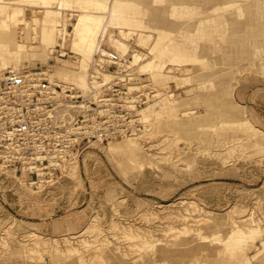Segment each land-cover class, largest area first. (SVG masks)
<instances>
[{"label": "rangeland", "instance_id": "374dc122", "mask_svg": "<svg viewBox=\"0 0 264 264\" xmlns=\"http://www.w3.org/2000/svg\"><path fill=\"white\" fill-rule=\"evenodd\" d=\"M21 1L9 8L21 21L6 20L10 33L0 26L1 39L21 46L11 54L0 43V70L49 69L55 78L65 65L82 76L69 36L55 46L35 33L45 4ZM97 1L98 14L121 26L99 30V44L116 51L108 32L127 31L130 52L162 64L137 71L128 53L117 72L121 94L140 96L134 135L93 143L40 192L0 177V264H263L264 0ZM77 14L62 10L59 23L70 29ZM89 71L98 82L107 72ZM129 73L136 79L122 85ZM113 141L135 144L109 153ZM237 222L254 233L243 244L222 241Z\"/></svg>", "mask_w": 264, "mask_h": 264}, {"label": "built area", "instance_id": "2783aa9c", "mask_svg": "<svg viewBox=\"0 0 264 264\" xmlns=\"http://www.w3.org/2000/svg\"><path fill=\"white\" fill-rule=\"evenodd\" d=\"M128 67L125 55L98 44L91 68L113 75L94 91L98 76L90 73L92 92L86 94L54 80L46 69L9 68L0 74V177L40 192L65 177V166L93 143L134 133L133 101L140 96L122 95L117 75Z\"/></svg>", "mask_w": 264, "mask_h": 264}, {"label": "bare ground", "instance_id": "6f19581e", "mask_svg": "<svg viewBox=\"0 0 264 264\" xmlns=\"http://www.w3.org/2000/svg\"><path fill=\"white\" fill-rule=\"evenodd\" d=\"M31 1H34V2L39 1V3L42 2L45 4V5L44 4L43 5L46 8L44 14L40 18L41 26H40L39 32L35 31V33L39 34V40L42 43H46L49 45L55 44V46L56 45L63 46L64 42L67 39L66 36H69L68 37L69 51L74 53V54L80 55V57L82 58L80 63L82 65H84L85 70H84V74L82 76L77 75L76 70L79 68V67L75 68L77 66L73 67L72 69L69 66L67 67L65 65L59 66L55 69V71H53L56 76H54L50 73L52 76L55 77L53 79L54 80H56V79L62 80L64 82L67 81L68 83L71 82L70 84H73L76 88H79L82 93H84L86 90L88 91V93L92 92L90 90L91 87H90V85L86 79L85 74L86 73H88V75L90 74V71L88 72V68H89V66H91V62H90V65H88V64H89V61H91L90 59L92 57H94L95 51L97 50V47L99 44L98 31L99 30L105 31V29H107L108 26L117 27V28H121V26H118L115 22L114 23L110 22L108 19H104L103 15L98 14V13H100V10L105 7V5H103L102 3H100L97 0H31ZM15 2H16V0H0V12L5 13L0 17V26L3 27L6 31H8L7 30L8 27L10 28L13 25V24L8 25L6 20H10V18H12V17L14 18V15H15V17H17L16 12L19 11V10L18 11L16 10V12H15L14 11L15 9L9 10V8H11ZM52 3L56 4L55 8L52 7V5H51ZM62 10H73V11L75 10V11L79 12V14H77L76 21L72 23L70 29L63 26L62 23L61 24L59 23L58 17L60 16V14H62ZM13 18H12V20H13ZM15 19H17V18H15ZM13 21L15 22V20H13ZM18 21H21V20H18ZM18 21H17V23H18ZM13 27L14 26H12V28ZM10 31L13 32L14 29H12ZM125 32L128 33L127 31H124V35H120L118 37V36H115L114 34H112L111 31H109L106 41L108 43H111L115 47L116 51L121 53V55H126V54L130 53L131 54L130 56H132L131 62L138 64L139 70L137 69V71L151 72L152 70H155V68L157 67L158 64H162V63H158V61H156V63H153V60H151V59L150 60L147 59L144 61V53L141 54L140 51H138V50L133 49L134 52H133V50H132V52H130L128 44L124 41L125 35H126ZM57 35H61L63 43H58L56 40H54V38ZM15 38L16 37H14V36H12V38L9 37L8 34L3 35L2 39L0 38L1 39L0 43L2 45H4V50H3L4 53L9 52L12 54V53H14L13 51L17 52L16 48H19L21 46V44ZM13 48H15V49H13ZM61 49H63V48H61ZM147 52L150 53L149 51H147ZM62 54H64V53H62ZM0 58H2L1 54H0ZM78 66L81 67V65H78ZM9 68H11V66L3 65L2 69H4V70L3 71L0 70V72L5 73ZM105 71H107V72L102 73V82H97L94 84V89H95L94 91L98 90L101 86H103L105 84V82L109 80V77H111L113 75L111 71H108V70H105ZM91 73H94V72H91ZM130 75H131V73H129V76ZM68 79H70L71 81ZM127 79H129V83H131V82H134V79H136V78H133L132 76H130ZM138 84H142V83L140 82ZM138 84H133V85L129 86L128 88L139 90L141 87L144 86V85H138ZM84 94H86V93H84ZM187 113H189V112H187ZM132 134L134 135V133H132ZM132 144H135V143H133L132 141H130V143H123L120 141L114 142L113 141V142H109L106 145L107 147L105 149L109 153H113L115 150L120 149L122 151V154L125 155V154L131 152V149L129 148V146ZM125 152H127V153H125ZM73 162H77V159L70 161V163H68V165L65 166V170H64L65 174H67V171L69 170L68 166L73 164ZM74 167H75V165H74ZM71 170H72V167H71ZM246 224H248V223H246ZM253 233H254V227L246 225V228H243L237 222V224H233L229 228L227 238L226 239L223 238L222 241H227V239H229V240L233 241L234 243H236V245L237 244H243L245 241V238L251 236ZM248 258H249V256H248ZM263 264H264V262H263Z\"/></svg>", "mask_w": 264, "mask_h": 264}]
</instances>
